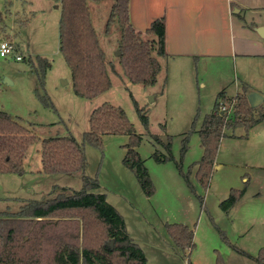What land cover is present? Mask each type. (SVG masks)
I'll list each match as a JSON object with an SVG mask.
<instances>
[{"label":"rangeland","instance_id":"obj_1","mask_svg":"<svg viewBox=\"0 0 264 264\" xmlns=\"http://www.w3.org/2000/svg\"><path fill=\"white\" fill-rule=\"evenodd\" d=\"M111 4L112 0L89 3L101 46L115 72L110 71V90L88 100L75 96L71 70L60 52L59 0H0V39L13 42L17 54L23 57V61L0 57V110L21 118L40 138L60 134L82 142L94 109L104 103L122 108L143 139L137 150L154 184V195L148 198L134 173L122 163L127 136H104L103 149L85 143V175L97 178L99 187L92 192L105 194L107 202L123 215L128 233L147 264H188V261L216 264L217 252L226 264H259L252 257L264 248V121L253 127L247 138H242L246 132L239 127L221 140L207 190L195 177L196 166L191 168L203 152L197 133L190 135L182 160L183 172L191 169L190 186L174 162L159 163L153 158L156 151L165 153L153 137L157 135L164 142L168 136L172 137V154L179 161L182 141L192 129L197 113L196 130L203 117L212 111L220 92L235 96L243 84L262 89L264 66L259 65L262 62L244 65L237 59L236 65L221 63L224 65L216 70L187 69L178 74L168 68L166 59L160 58L164 67L157 84L147 88L134 84L125 77L119 62L118 25L106 31ZM7 33L12 34L5 36ZM24 56L43 57L51 63L43 86ZM42 95H47L54 107H46L39 97ZM136 105L147 114L148 128ZM263 110L264 102L256 113ZM41 169V146L35 144L26 153V173L13 176L7 184L9 193L19 199L12 200L9 206L0 204V211L16 212L21 203L42 200L56 186L77 191L83 187L79 174L47 175ZM244 187L246 192L241 200L226 213L221 203L232 188ZM167 224L188 226L194 232L195 248L185 253L177 249L167 233Z\"/></svg>","mask_w":264,"mask_h":264},{"label":"trees","instance_id":"obj_2","mask_svg":"<svg viewBox=\"0 0 264 264\" xmlns=\"http://www.w3.org/2000/svg\"><path fill=\"white\" fill-rule=\"evenodd\" d=\"M103 1L59 0L60 52L71 70L74 94L82 99H95L112 87L110 71L115 72V68L107 61L89 6L90 2ZM129 2L112 0L106 31L112 25H118L121 32L119 62L123 73L130 82L147 88L157 84L163 71L164 66L159 59L168 58L165 19L155 20L144 33L136 31L130 22ZM24 59L43 86L51 63L43 57L24 56ZM252 93L247 84H243L241 91L232 97L220 92L212 111L203 117L200 128L196 130L197 113L192 129L182 141L179 161L172 154L170 136L166 142L157 135L153 137L165 150V153L156 151L153 158L159 163L174 162L190 186L191 169L184 173L182 160L188 150L190 135L197 133L203 152L201 159L191 168L196 166L195 177L207 190L221 140L228 137L229 131L239 127L246 132L242 138H247L248 132L264 121V110L256 113L257 108L251 106L249 95ZM39 97L46 107H54L47 95ZM136 109L148 128L147 114L138 105ZM162 128L166 130L165 125ZM31 129L22 123L21 118H12L0 110V175L23 174L26 153L31 146L40 144L41 173L79 174L83 187L77 191L56 186L42 200L21 203L16 212L0 211V264H147L141 249L131 239L123 216L107 202L105 194L92 192L99 187L97 178L90 179L85 175V143L103 149L104 136H127L129 141L124 146L126 153L122 163L134 173L144 194L148 198L154 195V184L137 150L143 139L126 112L110 103L94 109L89 117V130L84 133L82 142L73 136L60 134L40 138ZM245 192L246 187L232 188L221 208L228 213ZM166 230L182 253L195 248L194 232L188 226L167 224ZM223 237L227 240L226 236ZM233 248L244 254L237 247ZM252 258L264 264V248ZM216 264H226L218 252Z\"/></svg>","mask_w":264,"mask_h":264},{"label":"crops","instance_id":"obj_3","mask_svg":"<svg viewBox=\"0 0 264 264\" xmlns=\"http://www.w3.org/2000/svg\"><path fill=\"white\" fill-rule=\"evenodd\" d=\"M129 16L139 32H145L155 20L165 19L166 60L168 68L178 74L187 69L192 72L206 68L216 70L224 65L221 63L235 62L236 65L237 59L244 65L254 61L264 66V39L255 31L264 25V0H130ZM8 34L12 33L5 36ZM187 81L191 83V77ZM247 85L262 96L264 82L262 89ZM13 176L15 174L0 175V204L3 206L19 199L9 193L7 186Z\"/></svg>","mask_w":264,"mask_h":264},{"label":"built area","instance_id":"obj_4","mask_svg":"<svg viewBox=\"0 0 264 264\" xmlns=\"http://www.w3.org/2000/svg\"><path fill=\"white\" fill-rule=\"evenodd\" d=\"M0 57H14L16 61H23L22 55L17 54L16 45L8 39H0Z\"/></svg>","mask_w":264,"mask_h":264},{"label":"water","instance_id":"obj_5","mask_svg":"<svg viewBox=\"0 0 264 264\" xmlns=\"http://www.w3.org/2000/svg\"><path fill=\"white\" fill-rule=\"evenodd\" d=\"M255 31L262 39H264V25L255 28ZM119 55H120V51L118 52V56ZM7 81L8 80L6 79V82ZM249 101L253 108H257L264 102V97L253 92L252 94L249 95ZM12 118H14V116H12ZM111 246H113V243L111 244Z\"/></svg>","mask_w":264,"mask_h":264}]
</instances>
